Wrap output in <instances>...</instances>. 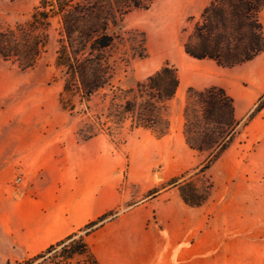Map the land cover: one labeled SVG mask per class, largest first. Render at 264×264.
I'll use <instances>...</instances> for the list:
<instances>
[{
	"label": "crops",
	"instance_id": "obj_1",
	"mask_svg": "<svg viewBox=\"0 0 264 264\" xmlns=\"http://www.w3.org/2000/svg\"><path fill=\"white\" fill-rule=\"evenodd\" d=\"M259 21L264 34V8ZM176 67V96L189 87L224 88L238 118L264 97V51L232 67L184 51ZM169 117L162 137L147 128L129 135V158L103 133L80 142L74 127L42 128L23 118L15 133L0 127V264L23 261L120 208L87 236L100 264H264V216L246 212L228 187L240 174L239 160L226 150L207 171L220 180L208 200L186 204L171 181L201 166L207 154L190 148L184 122L174 125Z\"/></svg>",
	"mask_w": 264,
	"mask_h": 264
},
{
	"label": "trees",
	"instance_id": "obj_2",
	"mask_svg": "<svg viewBox=\"0 0 264 264\" xmlns=\"http://www.w3.org/2000/svg\"><path fill=\"white\" fill-rule=\"evenodd\" d=\"M153 1L39 0L28 20L13 26L0 25V60L15 64L21 70L35 67L46 52L56 21L55 66L63 81L59 95L61 107L74 116L79 105L88 110L98 92L108 87L111 90L105 110L78 125V140L87 141L103 133L117 145L114 134H119L127 124L129 132L147 128L162 137L170 130L169 105L180 85L177 67L166 62L144 81L127 89L112 83L118 61L115 49L124 39V16L133 9H148ZM263 8L264 0H210L184 42L185 52L193 58L213 59L223 67L253 59L264 51L259 21ZM263 109L264 97L245 118H238L234 98L224 88L187 89L183 107L185 140L190 148L206 153L207 157L193 173L186 172L171 181L178 186L186 204L200 206L208 200L214 184L207 171L231 147L240 127L247 126ZM125 143L123 138L122 144ZM118 213L109 211L40 253L20 262L3 264H42L44 261L100 264L87 236Z\"/></svg>",
	"mask_w": 264,
	"mask_h": 264
},
{
	"label": "rangeland",
	"instance_id": "obj_3",
	"mask_svg": "<svg viewBox=\"0 0 264 264\" xmlns=\"http://www.w3.org/2000/svg\"><path fill=\"white\" fill-rule=\"evenodd\" d=\"M38 2L39 0H0V25L13 26L17 22L28 20ZM209 2L210 0H154L148 9H133L125 15L122 30L124 39L115 49L118 61L113 85L131 88L138 81H144L155 73L166 62L176 66L180 56L184 55V42ZM57 30L58 23L54 21L46 52L35 67L21 70L15 64L0 60V127H6L15 133L23 118L27 122L35 121L42 128L76 129L90 117L105 110L111 97L109 87L93 97L90 109L79 105L74 116L61 107L59 95L63 81L55 66ZM142 53L144 56H140ZM185 99L186 94H179L170 102L169 114L174 125L178 121L181 125L184 122ZM134 130L129 132L127 124L119 134H114L117 145L113 143L118 150L127 153L128 158L122 139L127 140ZM147 134L149 136L150 133ZM147 137L142 136L144 139ZM137 158H140V151L137 152ZM229 158L238 159L241 164L240 174H235L228 184L230 191H235L239 196L237 203L247 207L246 212L250 215L258 213L264 216V115H257L247 126L240 127L229 148ZM154 172L157 178L161 176L159 169ZM210 178L214 186L219 185V179H213L212 176ZM198 184L201 182L198 181ZM127 185L124 182L122 189ZM42 264L50 262L44 261ZM70 264L77 263L72 261Z\"/></svg>",
	"mask_w": 264,
	"mask_h": 264
},
{
	"label": "built area",
	"instance_id": "obj_4",
	"mask_svg": "<svg viewBox=\"0 0 264 264\" xmlns=\"http://www.w3.org/2000/svg\"><path fill=\"white\" fill-rule=\"evenodd\" d=\"M23 180H24V175H23L22 172H20V173L17 175V177H16V183H17V184H21V183L23 182Z\"/></svg>",
	"mask_w": 264,
	"mask_h": 264
}]
</instances>
